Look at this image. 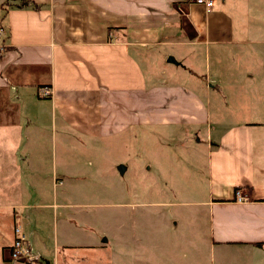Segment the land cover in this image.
I'll list each match as a JSON object with an SVG mask.
<instances>
[{"label":"crops","instance_id":"1","mask_svg":"<svg viewBox=\"0 0 264 264\" xmlns=\"http://www.w3.org/2000/svg\"><path fill=\"white\" fill-rule=\"evenodd\" d=\"M7 1L0 0V264H26L11 259L17 225L38 264L98 259L76 254L99 245L76 241L73 214L63 213L57 227L66 203L56 196H66V183L53 161H36L44 149L32 146L48 124L94 142L192 129L205 147L193 149V161L204 163V183L192 172L203 195L194 219L211 247L264 255V120L254 118L264 114V25L251 18L249 0H213L211 10L189 0ZM167 58L185 74L151 67L150 80L143 66ZM239 188L247 202L235 201ZM111 262L120 264L115 255ZM140 264L158 263L145 255Z\"/></svg>","mask_w":264,"mask_h":264},{"label":"rangeland","instance_id":"2","mask_svg":"<svg viewBox=\"0 0 264 264\" xmlns=\"http://www.w3.org/2000/svg\"><path fill=\"white\" fill-rule=\"evenodd\" d=\"M249 2L251 18L264 25V0ZM260 29L264 32L263 27ZM176 49L179 53L180 48ZM154 61L157 66L153 62L143 66L150 80L151 67L154 72L168 70L170 78L178 72L185 74L184 68L171 64L169 58ZM181 63L185 64L182 60ZM201 81H205L204 77ZM250 98L257 100L253 92ZM232 111L237 116L240 110ZM254 115L256 121L264 120L263 113ZM43 128L42 136L32 140V146L44 149L35 159L50 165L53 161L55 171L66 183L62 188L66 196H56L58 202L66 203V208L56 217L57 227L61 232L63 213L73 214L68 220L76 224V241L82 245H99V251L88 248L76 251L78 256H98L88 264H112L113 255L120 264H140L145 255L158 264H259L262 261L264 255L259 252L211 247L203 221L198 224L194 219L193 215L201 212L203 195L194 192L192 172L201 173L204 183V163L197 154L193 161V149L205 147L199 144L192 129L148 128L141 134L133 133L130 138L94 142L64 136L65 130L59 124ZM200 136L204 138L203 134ZM120 166L126 168L124 174ZM44 194L48 196L47 191ZM53 195L51 188V200ZM161 214L163 219L157 216Z\"/></svg>","mask_w":264,"mask_h":264},{"label":"built area","instance_id":"3","mask_svg":"<svg viewBox=\"0 0 264 264\" xmlns=\"http://www.w3.org/2000/svg\"><path fill=\"white\" fill-rule=\"evenodd\" d=\"M189 3L202 5L208 10L214 7L213 0H189ZM42 94L45 97H49L50 92L49 90H44ZM235 201L238 203L247 202L248 196L239 188L235 194ZM11 259L15 262H23L26 264H38L41 259V256L35 254L29 247L26 236L19 225L15 226V241L11 250Z\"/></svg>","mask_w":264,"mask_h":264},{"label":"water","instance_id":"4","mask_svg":"<svg viewBox=\"0 0 264 264\" xmlns=\"http://www.w3.org/2000/svg\"><path fill=\"white\" fill-rule=\"evenodd\" d=\"M169 62H171V63H176L175 59H173V58H170V59H169ZM119 170H120L121 174H124L126 168L123 167V166H120V167H119Z\"/></svg>","mask_w":264,"mask_h":264},{"label":"trees","instance_id":"5","mask_svg":"<svg viewBox=\"0 0 264 264\" xmlns=\"http://www.w3.org/2000/svg\"><path fill=\"white\" fill-rule=\"evenodd\" d=\"M9 1H12V0H8L5 5H9V3H10ZM110 31H112V29Z\"/></svg>","mask_w":264,"mask_h":264}]
</instances>
